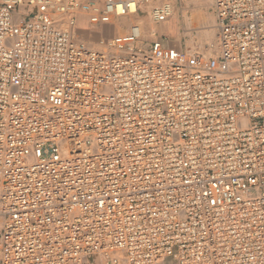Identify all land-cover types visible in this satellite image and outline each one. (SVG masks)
Returning <instances> with one entry per match:
<instances>
[{
    "label": "built area",
    "instance_id": "1",
    "mask_svg": "<svg viewBox=\"0 0 264 264\" xmlns=\"http://www.w3.org/2000/svg\"><path fill=\"white\" fill-rule=\"evenodd\" d=\"M142 5L0 0V264H264V0L211 1L215 57L73 41Z\"/></svg>",
    "mask_w": 264,
    "mask_h": 264
},
{
    "label": "rangeland",
    "instance_id": "2",
    "mask_svg": "<svg viewBox=\"0 0 264 264\" xmlns=\"http://www.w3.org/2000/svg\"><path fill=\"white\" fill-rule=\"evenodd\" d=\"M165 1L172 6V13L169 20L174 21L169 31H160L158 28L160 25H168L169 20L162 24H155L151 20L150 11L152 6L142 5L138 8L136 14L122 18L125 21V25L121 29L114 28V21L111 25H106L101 29H94L88 26L85 16H80L76 22L77 31H74L73 38L76 41L86 42L88 45L90 44L89 46L97 49L99 48L98 44H100L102 38L110 39L122 35L127 32L132 23H138L141 26L142 41L144 43L159 38L162 40L165 47L177 48L184 51H187L186 46L192 47L194 43H198L199 37L203 39L205 36L206 40H208V37L209 39L211 37L214 38L212 39L213 43H218L215 17L211 10L212 0ZM151 25L159 29V33L157 35L155 34L153 37H150L149 34ZM197 28L198 32L196 30Z\"/></svg>",
    "mask_w": 264,
    "mask_h": 264
},
{
    "label": "bare ground",
    "instance_id": "3",
    "mask_svg": "<svg viewBox=\"0 0 264 264\" xmlns=\"http://www.w3.org/2000/svg\"><path fill=\"white\" fill-rule=\"evenodd\" d=\"M135 8L134 6H132V9ZM136 12H138V10L136 9ZM126 17V16H125ZM123 17H119V18H115L114 20H112L109 24L107 25H111L113 24V21H114V28L115 29H121L122 27H124L125 25V21L122 19ZM152 20V19H151ZM127 25V24H126ZM106 26V25H105ZM196 27V26H195ZM194 27V28H195ZM159 29L157 27H155L154 25H151L150 26V31H149V34H150V37H153L155 34L157 35L159 33L158 31ZM197 32H198V28L196 29ZM73 33L72 32V38H73ZM205 34V33H204ZM77 39V38H75ZM112 38H102V40L100 41V44L99 45V48H93L95 50H98V51H105L107 49V46H108V42L109 40H111ZM204 39V40H203ZM203 39L199 37V42L198 43H194L192 47L190 46H186V50L189 52V53H198V54H203V55H208V56H216L218 55V52H219V44L216 42L213 43L212 39L214 38H211L209 39L208 37V40L205 39V36L203 37ZM217 39H218V33H217ZM73 41L76 42V43H83L81 41H76L74 40L73 38ZM218 41V40H217ZM141 42V41H140ZM90 45V44H89ZM88 45V46H89ZM188 45V44H187Z\"/></svg>",
    "mask_w": 264,
    "mask_h": 264
},
{
    "label": "crops",
    "instance_id": "4",
    "mask_svg": "<svg viewBox=\"0 0 264 264\" xmlns=\"http://www.w3.org/2000/svg\"><path fill=\"white\" fill-rule=\"evenodd\" d=\"M173 24H174V21L173 20H169V24L168 25H160L158 28L160 29V31H164V30L169 31L172 28Z\"/></svg>",
    "mask_w": 264,
    "mask_h": 264
}]
</instances>
